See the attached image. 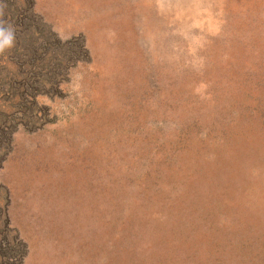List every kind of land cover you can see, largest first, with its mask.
I'll return each mask as SVG.
<instances>
[{
  "label": "rangeland",
  "instance_id": "obj_1",
  "mask_svg": "<svg viewBox=\"0 0 264 264\" xmlns=\"http://www.w3.org/2000/svg\"><path fill=\"white\" fill-rule=\"evenodd\" d=\"M0 264H264V0H0Z\"/></svg>",
  "mask_w": 264,
  "mask_h": 264
}]
</instances>
